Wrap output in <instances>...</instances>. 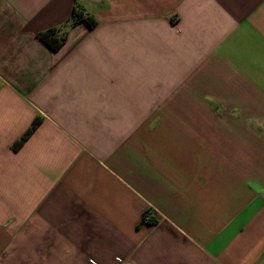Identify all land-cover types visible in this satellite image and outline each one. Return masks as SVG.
Masks as SVG:
<instances>
[{"label":"crops","instance_id":"0c3cea01","mask_svg":"<svg viewBox=\"0 0 264 264\" xmlns=\"http://www.w3.org/2000/svg\"><path fill=\"white\" fill-rule=\"evenodd\" d=\"M0 264H264V0H0Z\"/></svg>","mask_w":264,"mask_h":264},{"label":"trees","instance_id":"16d2710c","mask_svg":"<svg viewBox=\"0 0 264 264\" xmlns=\"http://www.w3.org/2000/svg\"><path fill=\"white\" fill-rule=\"evenodd\" d=\"M81 22H86L91 27H94L97 24V21L92 16L87 14L85 9L81 5L77 4L70 20L67 23H65L61 27L52 28L45 32H41L38 34V36L49 48H51L54 51H58L59 49H61V47L67 40L68 29ZM39 124H40L39 120H36L33 123L29 132L15 146L16 149H19L23 146V144L28 140V138L38 128ZM147 216L144 217L143 222L147 221L151 224L154 223V220H147L146 218Z\"/></svg>","mask_w":264,"mask_h":264}]
</instances>
